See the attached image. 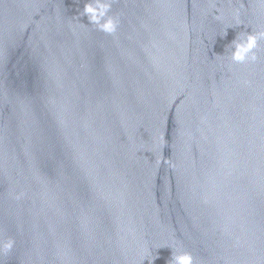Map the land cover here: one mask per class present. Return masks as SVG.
Masks as SVG:
<instances>
[{"label": "water", "instance_id": "water-1", "mask_svg": "<svg viewBox=\"0 0 264 264\" xmlns=\"http://www.w3.org/2000/svg\"><path fill=\"white\" fill-rule=\"evenodd\" d=\"M86 2L0 0V264H264V3Z\"/></svg>", "mask_w": 264, "mask_h": 264}, {"label": "clouds", "instance_id": "clouds-1", "mask_svg": "<svg viewBox=\"0 0 264 264\" xmlns=\"http://www.w3.org/2000/svg\"><path fill=\"white\" fill-rule=\"evenodd\" d=\"M115 0H87L83 5L80 17H86L88 23L95 27V30L106 35H115L120 26V18L118 15L111 14L112 4ZM264 3V0H261ZM219 19V17H217ZM235 28L240 27V12L237 10L234 14ZM85 26L84 24L80 23ZM86 27V26H85ZM233 28L228 26L224 29L221 36L226 35V29ZM246 29V28H245ZM264 41V30L258 31H241L232 42L226 47L225 54L219 55L226 61L227 67L232 65H248L254 64L258 60L257 52L260 50V44ZM23 193L16 195V199H20ZM16 241L13 237H4L0 234V254H9L13 251ZM171 256L168 264H195L194 257L191 252L184 250L180 245L169 246ZM149 252L142 258V262L147 259L149 264L157 257L152 256Z\"/></svg>", "mask_w": 264, "mask_h": 264}]
</instances>
